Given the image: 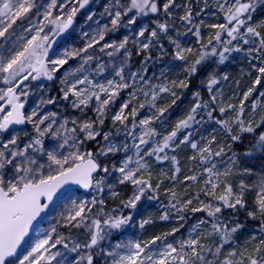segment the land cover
<instances>
[{
  "label": "snow or ice",
  "instance_id": "6c2138e0",
  "mask_svg": "<svg viewBox=\"0 0 264 264\" xmlns=\"http://www.w3.org/2000/svg\"><path fill=\"white\" fill-rule=\"evenodd\" d=\"M90 2L46 0L44 4H37V0H0V38L16 37L11 41L12 47L0 51V134L4 136L0 139V264H94V255L105 257L104 264H264V175L255 184L244 179L238 182L229 180L237 164V154L232 152L219 164L217 160L224 157L226 151H232V144L227 149L216 145L215 135L202 137L200 142L191 138V129L208 121L218 124L232 143H242L243 134H255L264 127V114L256 117L258 101L264 98V92L252 102L249 119L244 118L245 102L264 81V21L256 25L251 23L257 8L264 7V0H216V10L223 13L225 22L208 25L203 20L197 23L191 3H185L186 10L179 19L186 29L177 36L190 34L196 38L199 53L194 60H189V56L196 49L185 47L177 38L168 35L169 23L153 20L155 27L151 30L146 25L136 27L140 18L150 14L156 16L161 9L166 17L171 18V9L181 7L176 0H165L162 6L157 0H108L101 13L107 17L108 23L101 26L97 22V28L91 34L84 32L83 47L65 48L59 55L50 56L58 38L69 33L77 13ZM209 6L208 0H204V7L195 16H200ZM92 19L93 15L87 16V20ZM18 20H28V26L20 29L23 35L14 28ZM202 26L215 30L207 43L201 35ZM121 28L126 29L121 39L101 44L108 33H116ZM162 34L173 46V59L184 62L185 75L183 79L168 81L164 78L162 83L151 84L145 78V65L151 59L146 54L157 47L161 56L166 54L160 43ZM129 44L135 48V55H144L141 68L136 71L128 70L133 55ZM97 46L114 66L113 78L106 82H97L88 74L93 61H96L94 74L97 76L108 67L99 56L89 51ZM234 52H243L251 69L257 73L252 87L243 92L238 106L225 104L224 93L214 87L222 80L228 81V75L221 76L207 63L218 57L216 63L223 64ZM77 58L79 64L68 67L59 80V97L40 95L39 101L25 112L33 89L39 94L46 87L39 82L54 81L56 73ZM201 70L205 75L200 83L207 89L208 99H203L199 90L194 91L195 102L187 114L170 132L162 135L153 124L159 122L168 108L180 99L175 89H188L191 78ZM161 77H164L163 72ZM29 81L38 83L30 86ZM235 83L239 86L240 82ZM126 89H131L128 99L109 115L120 93ZM163 95L172 97L171 104L159 107L158 101ZM58 99L67 102L81 116L69 118L56 111H43L46 105L57 104ZM136 104L138 108L133 106ZM89 108L95 113L94 118L86 115ZM145 108L154 110L155 114L137 119L140 110ZM216 111L221 118H216ZM106 119L111 120L114 132L103 131ZM26 124L32 126V134L29 136L25 132L21 143L22 137L14 126ZM121 132L125 141L113 142V135ZM46 137L58 141L51 150L44 147ZM89 143L95 147H87ZM181 146L191 147L195 155L188 159H198L200 168L199 172L186 176L184 180L199 183L202 178L203 185L188 199H183V195L188 194L186 190L181 194L166 189L169 201L167 206L162 205L164 210L159 219L167 221L175 214L178 221H185L187 212L193 215L204 213V216L189 226L185 238L175 242H168L167 237L179 232L183 223L180 228L173 227L145 241L128 240L102 248V242L119 236L131 224L143 198L149 201L158 199L162 181L155 186L151 183L149 159L154 158L159 163L170 161L174 171L167 178L175 181L181 169L176 155L169 156L168 152H175ZM118 153L124 154L119 164L108 159ZM253 153L264 155V132L255 136L243 154L248 157ZM239 171L240 174H252L249 168ZM113 173L118 174L115 184L107 183ZM69 184L85 190L94 189L98 195L87 202L71 201L67 214H62L57 222L68 230L69 235L53 226L26 254L19 256L18 247L28 235L33 221L48 208V202L58 191ZM116 185H130L131 194L121 198ZM106 189L110 198L119 200V205L111 210L106 208L103 198ZM249 192H254L251 204L247 196ZM201 194L206 199L201 200ZM194 201L197 206H192ZM241 212L245 213L244 221L239 219ZM248 220L258 221V227L252 230L242 249L233 247L235 234L245 229ZM151 223L153 218L149 216L140 220L139 227L143 229ZM73 229H83L85 239L80 241L73 237ZM57 246L75 255L69 259L60 251H52ZM225 246L229 249L226 254Z\"/></svg>",
  "mask_w": 264,
  "mask_h": 264
},
{
  "label": "trees",
  "instance_id": "16d2710c",
  "mask_svg": "<svg viewBox=\"0 0 264 264\" xmlns=\"http://www.w3.org/2000/svg\"><path fill=\"white\" fill-rule=\"evenodd\" d=\"M103 0H100L98 3V7H100ZM158 4L162 6L163 2L165 0H157ZM176 3L181 5L179 8H172L171 11L173 13V16L171 18L166 17L163 14V11L161 9V12L154 16L159 21H162L165 19L167 23L171 25V27L168 30V35H171L173 37H176L178 30L181 28L180 23L177 21L179 19V16L184 14V11L186 10L183 6L185 3H187V0H176ZM221 15V14H220ZM216 20L218 22L222 21V17L217 16ZM217 21L215 23H217ZM264 21V7L257 8L256 12L254 13L252 17V21L254 25ZM215 30L211 29L209 27L202 26L201 27V35L202 38H205V35L210 38L212 35H214ZM161 43L169 50L167 51L170 54V44L165 39L164 41L161 40ZM196 49V48H195ZM133 52V55H135V48L131 50ZM146 55H150L151 59H149L145 65L147 68V72L145 74V78L150 81L151 84H159L160 81L163 82L164 78H166L168 81L174 80V79H183L184 78V62L179 61L175 64H180L183 66V68L176 70V68L171 67L168 71V75H165L164 77H159L158 74L162 72V69L164 66H171L168 61L171 59L168 58V54L161 56L160 58H155L153 53H148ZM154 57V58H153ZM153 58V59H152ZM196 58V53L189 56V60H194ZM218 57L209 60L207 63L211 65V68L219 73L221 76L224 74H227L229 79L228 81H221L219 84L220 90L224 93L223 100L224 103L227 104L230 100L234 101V104H236L238 101L235 100L236 97L232 96L231 90L234 89L236 86L235 81H243L242 83H245L247 88L252 87L254 82V72L252 74L250 70V64L247 56L241 52V54L236 55L237 62L232 63L234 61L233 57L228 58L223 64H217L216 59ZM144 59V55L140 56H133L132 62L137 64L141 67V61ZM71 62V61H70ZM174 68V70H173ZM129 68L128 70H130ZM173 72V76H172ZM111 73L106 72L104 75H110ZM204 72L201 70L195 77L191 78L190 81V87L188 89H175L177 93L180 95V99L177 100L176 104L172 105L170 108H168L167 112H165L163 118L159 121L153 124V127H155L158 131L159 130H170L173 128L175 123L179 120L184 118V116L187 114L188 110L192 106V104L195 102L193 100V92L196 90H199L201 93V96L203 99H208V91L203 86L202 83H200L204 79ZM257 75V74H256ZM159 78V79H158ZM241 84V83H240ZM51 89L56 90L58 87L55 85L54 82L50 83ZM217 87V86H214ZM260 92H264V81L260 85H257L256 91L253 92L252 96H250L249 100L245 102V104L250 103L253 99H255L257 96H259ZM128 93V89L122 91L117 98V104L120 101H123L124 99H128L125 94ZM239 97V96H238ZM258 98V97H257ZM240 99V98H239ZM172 97L170 95H163L162 99L158 101L159 107H165L168 104H171ZM134 107H139L138 104L133 105ZM144 112V109L140 110L139 116L137 119H141L142 113ZM145 113L149 115H154L155 112L148 110V112L145 111ZM264 114V98L260 99L258 101V111L256 113V117L259 118L260 115ZM216 118L220 117V113L216 111L214 113ZM145 118V117H144ZM103 128H107V130H112V126L109 124L108 119L105 120V124L103 125ZM23 130V132H27L29 136L32 134L31 128L27 125H25L20 128ZM19 130V129H18ZM259 132H264V127L257 130V133L255 134H243L242 137V143H232L230 140V137L225 135L224 139H221L220 135H216V145H223L226 149L229 144H232V151H226V155L224 157H221L217 160V163L219 164L221 160L226 161L229 156L232 155V152H235L237 154V164L233 167L232 172L233 174L228 177L229 180H235L239 181L240 179H244L246 182L250 184H255L256 181L259 179L261 175H264V155L257 153L254 156H244V150L248 149L253 142L256 135H258ZM117 136V135H113ZM99 139V138H98ZM46 141V142H45ZM48 144V141L44 140V146ZM87 147L94 148L95 145L92 143H89ZM215 147V145H214ZM172 155H176L178 160V166L180 167V172L177 175V179L175 181H172L168 179L167 177H170L172 175L171 170L166 173L165 171H162L160 166L164 169H167L168 166L171 164L170 161H164L163 163L157 162L154 158L149 159V163L151 165V173H152V179L151 183L153 186L159 181H162L161 187L158 190V199L149 201L146 197L141 200V202L138 204V208L136 210V214L134 215V219L132 220L131 224L123 229V231L119 234V236H114L112 239H115L117 237H121L122 239H127L129 237H134L136 239L132 240H141L142 239H148L151 238L154 235H159L164 232L170 231L173 227L180 228V224L183 223L184 227L180 228V231L177 232L174 236H168L167 241L168 242H175L176 240H180L185 238L188 235L189 226L194 224L198 219L204 216V213H196L192 214L190 212L185 213L186 220L185 221H178L176 218V215H171L170 219L167 221H162L159 219V216L163 212V206L168 205L169 201V193L165 190H171L174 189L178 193H185V190L187 191V195H183V199H188L190 196L195 195L199 192L200 188L203 185V179L201 178L199 183L192 182V181H185L184 178L187 176L185 174V171L187 169H190L192 167L195 168L197 172L200 171V168L198 167V159L196 161H190L188 157L193 156L191 153V150L188 146H181L179 149H177L175 152H171ZM123 153H118L115 156H111L109 158L114 159L117 163L120 162L121 158L123 157ZM195 155V153H194ZM170 156V155H169ZM103 159V158H101ZM222 167V165H221ZM243 168H249L251 169V175L248 174H240L241 169ZM195 171V172H196ZM196 174V173H195ZM170 175V176H169ZM115 180L111 179V183L115 184ZM178 188V189H177ZM116 190L121 193V198H126L128 195L131 194L132 188L130 185H116ZM77 193L81 194L79 191ZM249 204H251L252 198L254 196V192L247 193ZM103 198L106 201V208L108 210H111L112 208H115L119 205V200H113L110 198L109 194H107V191L103 193ZM200 199H206L203 194L200 195ZM192 206H197L196 201L193 202ZM230 211V210H229ZM152 212L151 216L150 213ZM127 213V210H125V214ZM225 215H228L226 212ZM153 218V223L146 225L143 229L139 227L140 220L147 218V217ZM239 219L241 221L245 220V213L241 212ZM259 222L258 221H247V226L242 232H239L235 234L232 246L237 247L238 249H242L245 246V242L249 239L251 232L253 229L258 227ZM61 232L65 235H69L68 230L61 229ZM71 235L75 237L76 239H79L80 241H83L85 239V234L83 229H73L71 232ZM138 238V239H137ZM159 246V245H158ZM61 249L65 250L62 246H59ZM249 249H251V245L249 246ZM228 246H225V254L228 251ZM99 252V251H98ZM75 255V254H73ZM103 256L94 255V264H104Z\"/></svg>",
  "mask_w": 264,
  "mask_h": 264
},
{
  "label": "rangeland",
  "instance_id": "374dc122",
  "mask_svg": "<svg viewBox=\"0 0 264 264\" xmlns=\"http://www.w3.org/2000/svg\"><path fill=\"white\" fill-rule=\"evenodd\" d=\"M99 1L100 0H91L89 5H87L83 10H81L79 13H77V15L74 18V24H73L72 29H70L69 33L65 34L63 37L58 38V43L54 44L53 49H51L50 52H49L50 56L59 55L60 53H62L64 51L65 48L83 47L84 43H85V39H86V38L83 37V33L84 32H88V33L91 34L93 32V30L97 28V22H99V25H101V26L106 24V23H108L107 17L101 15V13H103L104 6L108 3V0H103L102 1L103 3L101 2L102 5L100 7H98L97 5H98ZM188 2H190L191 5H192L194 20L197 23H199V21L203 20L205 25L213 24V23H215L217 21L216 20L217 16L222 17V21L221 22L217 21V23H224L225 22L223 13L217 12V10H216V7H215L216 0H208L210 6L208 8H206L205 11L203 13H201L200 16H195V13L198 12L201 7H204V0H187V3ZM44 3H46V0H37V4H44ZM213 13H215V15H213ZM90 14L93 15V19L89 21V20H87V16L90 15ZM32 15L34 17L35 13L33 12ZM153 20H157V19L154 18V16L151 15V14L148 15L147 17H142V18L139 19V21L137 23V27H140L142 25H146L149 28V30H151L152 27H155V25L152 23ZM177 21L180 23V27H181L178 30V32L179 33H184V31L186 29V25L180 19H178ZM160 22H167V21L165 19H163ZM251 23L254 25L253 22H251ZM27 26H28V20H18L16 25H14V28L17 30L18 34L23 35V33L20 32V29L22 27H27ZM124 34H126V29H124V28L119 29V31L116 32V33H108V35L105 38V41H102L101 44H103L104 42H110V41H112L114 39L118 41L119 39L122 38V36ZM175 38H177L181 42V44L183 46H185V47L192 46V47L196 48V52L195 53H196V55H198V53H199V45L196 43V38L195 37H193V36H191L189 34V35H180V36L176 35ZM15 39H16V37H10L9 40H4V39L0 38V51H3L5 48L12 47V42L11 41H13ZM165 39L166 38L162 34L161 35V39H160V43H161V40L164 41ZM208 39H209L208 35L207 36L205 35V38H203L204 43H207ZM129 49L132 50V49H134V47L131 44H129ZM164 49H165V53L168 54V58L171 59L170 61H168V63H170L171 66H164L163 69H162V72L164 73V76H165V75H168V71H170L169 69L171 67L176 68V70L178 71V69H180V68L182 69L183 66L180 65V64H175L176 62H179V61H176V60L173 59V54H172L173 53V46L172 45H170V54L167 52L169 50L165 46H164ZM89 51L94 53L96 56H99L101 62H103L105 64H108V67H107V69H106V71L104 73H106V72L111 73L108 76L104 75V73L102 75H99V76L95 75L94 74V69H95V66H96V61H93L91 66L88 67V74L90 75V77L95 79L97 82H106L107 79L113 78V67L114 66L109 63L110 58L107 57L106 55L101 54L99 52V46H97L95 49H90ZM150 53H153L154 57L156 55L155 58H160L161 57V54H160V51H159L158 47L155 50L151 51ZM166 54H163L162 56H164ZM237 54H241V52H239V53L234 52V53H231L229 55V58L233 57V59H234V61H232V63L237 62V59H236V55ZM133 56H135V55H132V57ZM132 57H131V59H132ZM218 59L219 58H217L216 61H218ZM70 61L71 62H69L68 67H70V66L75 67L80 62L78 58L70 60ZM129 68H131L130 69L131 71H136L137 69H140L141 67L138 66L137 64L133 63L132 60H130ZM174 68H173V70H174ZM250 70H251L252 74L254 72V77H255L257 73L254 70H252L251 67H250ZM64 71L65 70L62 71V69H61L59 72H57L56 73V79L54 81H51V82H54L55 85H57L58 88L56 90L51 89V86H50L51 82H49V81L44 80V81H40L39 82V83H43L46 87H45L44 91L42 93H39V94L36 93L35 89H33V94H31L28 97V99H27V103H26V106H25V112H29L31 110V107L34 106L39 101L40 95L57 96V97H59V95H60V93H59V88H60L59 80L63 76ZM162 72H160L158 74L159 77H161V73ZM172 76H173V72H172ZM242 82L243 81L240 82L241 84L239 83V86L236 85L234 87V89L231 90L232 91L231 95L236 97L235 100L238 101L236 103L237 106L239 105V100L243 98V92L248 89L246 84L242 83ZM28 83L30 84V86H32V85H35L38 82L29 81ZM160 83H162V81H160ZM0 86H2V85H0ZM217 88H219V85H217ZM130 91H131V89H128V93L125 94L126 96H124V97H127L129 95ZM257 97H259V96H257ZM257 97L255 99H253L250 103L245 104L244 118H245L246 121L249 119V112L251 111V104H252V102L254 100H257ZM124 100H126V99H124ZM123 101H120L117 104V100H116L115 104L112 106V110L109 113V115H111L116 110H118L120 104ZM31 103H33L32 106H30ZM228 103H233L234 104V101L230 100ZM43 110L45 112H47V111H56V112L60 113L62 117L63 116H67L69 118H72L74 116L75 117H80L81 116L80 112L73 111L71 109L70 105L67 102H65L63 100H59V99H58L57 104L46 105ZM148 110H149L148 108H145L144 112L141 115V117L144 118V117L149 116V114L145 113V111L148 112ZM149 112H150V110H149ZM86 115L88 117H91V118L95 117V113L91 110V108L86 110ZM218 118H221V117H218ZM108 121H109V124L111 125V120L108 119ZM27 125L31 128V131H32V126L30 124H26L25 127ZM16 130L19 131V134L22 137L21 143H23L24 139H25L23 130H21V129H19V130L16 129ZM171 130L172 129H170V130L165 129V130H159V131L157 130V131L163 135V134H166L167 132H170ZM103 131H108V130H107V128H103ZM191 132H192V137L191 138L196 140V141H198V142L201 141L202 137L207 138V137H210L211 135H215V136L216 135H220L221 139H224L225 135H226L221 130L220 126L218 124H216L214 121H208V122H204L202 124L195 125L193 127V129H191ZM183 134H184L183 132L179 134L180 138L183 137ZM3 138H4L3 134H0V139H3ZM112 139H113V142H115V143H121V142L125 141L126 137L124 136L123 132H121V134H119L117 136H113ZM46 140L48 141V145H49V143H51L49 145V146H51V148H52L53 144L58 143V141H54L52 138H49V137ZM128 142L131 143V140H128ZM200 146L202 147L203 143H201ZM147 147H151V145H148ZM188 147L191 150L192 155H194V151L191 149L190 146H188ZM51 148H50V150H51ZM145 150H147V149L145 148ZM256 154L257 153H253L252 156H254ZM168 155L172 156L171 151L168 152ZM108 159H110L111 161L117 163L112 158H108ZM117 164H119V162ZM109 167H111V165H109ZM160 168H161L162 171H165L166 173H168L169 170H171V172L174 171V169L172 168L171 164L168 166L167 169H164L161 166H160ZM195 171H196L195 168L192 167L190 169H187L185 171V174L187 176H190V175H193V174L197 173V171L196 172ZM100 175L103 176L104 174L100 173ZM117 176H118L117 173H113L110 177L107 178L106 182L107 183H111V179L116 181ZM105 191H107V194H108V190L106 189ZM97 195L98 194H97V192L94 189H91L89 191V193H87V194H83V193L79 194L74 189L69 190L66 194H64L53 205V207L50 209L49 213H47L46 216L44 217L43 221L34 229V231L29 236L25 246L20 250L18 255L19 256H23L24 254H26L27 251L30 250L31 246L38 239H40L45 233L49 232L53 226H56L57 230L59 232H61V229L66 230L63 227H61L57 222L59 220H61L62 214H65V215L67 214V209L69 207H71V201L72 200L87 202V201H90L94 196H97ZM149 213H150V216H151L152 212H149ZM131 239H136V238L129 237L127 239H122L121 237H117L115 239H110V240L102 242L101 247L107 249L109 244L114 245L117 242H127L128 240H131ZM142 240L145 241V240H147V238L146 239L143 238ZM139 241H141V240H139ZM99 250L100 249H97L96 251L98 252ZM52 251H60V252L64 253V255L69 257V259H71V257L73 256L72 253H68L66 250L61 249L59 246H57V249H53ZM58 259H60V258L58 257ZM103 260L105 261V257L103 258ZM53 264H55V262H53Z\"/></svg>",
  "mask_w": 264,
  "mask_h": 264
},
{
  "label": "water",
  "instance_id": "95a60500",
  "mask_svg": "<svg viewBox=\"0 0 264 264\" xmlns=\"http://www.w3.org/2000/svg\"><path fill=\"white\" fill-rule=\"evenodd\" d=\"M23 126V125H22ZM22 126H14L15 127V129L16 128H20V127H22ZM71 189H76V190H78V191H80V192H82L83 194H87L89 191H90V189L89 190H85V189H82V188H79V186H77V185H71V184H69V185H65L63 188H61L59 191H58V193H57V195L56 196H54V198H53V200L51 201V202H48V204H49V206H48V208H46L45 209V211L44 212H42L41 214H40V216H38L37 217V219L36 220H34L33 221V223H32V225L29 227V232H28V235L24 238V240H22V242H21V245L18 247V250H17V253H19L20 252V250L25 246V244H26V242H27V240H28V238H29V236L31 235V233L33 232V230L41 223V221L44 219V217L46 216V214L50 211V209L52 208V206L67 192V191H69V190H71ZM43 199V198H42Z\"/></svg>",
  "mask_w": 264,
  "mask_h": 264
},
{
  "label": "built area",
  "instance_id": "2783aa9c",
  "mask_svg": "<svg viewBox=\"0 0 264 264\" xmlns=\"http://www.w3.org/2000/svg\"><path fill=\"white\" fill-rule=\"evenodd\" d=\"M138 28V27H137ZM25 38H27V36H25Z\"/></svg>",
  "mask_w": 264,
  "mask_h": 264
}]
</instances>
